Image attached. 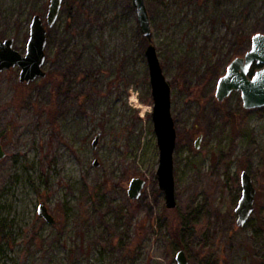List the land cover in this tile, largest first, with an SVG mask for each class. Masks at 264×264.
<instances>
[{
    "label": "rangeland",
    "instance_id": "rangeland-1",
    "mask_svg": "<svg viewBox=\"0 0 264 264\" xmlns=\"http://www.w3.org/2000/svg\"><path fill=\"white\" fill-rule=\"evenodd\" d=\"M144 2L148 37L132 0H63L52 27L49 0H0V39L20 53L34 15L47 31L45 78L0 72V264H176L180 249L188 264H264V107L215 98L264 34V0ZM149 44L171 87L174 209L157 180ZM243 171L256 194L238 227ZM134 178L145 186L131 200Z\"/></svg>",
    "mask_w": 264,
    "mask_h": 264
},
{
    "label": "water",
    "instance_id": "water-1",
    "mask_svg": "<svg viewBox=\"0 0 264 264\" xmlns=\"http://www.w3.org/2000/svg\"><path fill=\"white\" fill-rule=\"evenodd\" d=\"M63 0H49L46 13V24L52 27L57 21ZM137 21L143 36L151 33L150 22L144 0H132ZM46 28L39 15L32 17L29 37L24 54L14 48V39H0V72L15 67L20 69L19 83H31L39 78H45L43 70L45 63ZM145 55L149 68V80L153 100L152 122L159 149V165L157 169L158 186L164 193L165 206L168 209L176 207L173 180L172 154L175 147L176 131L171 113V87L163 75L162 68L153 45H147ZM254 65H261L251 73ZM239 92L242 107L246 110L264 107V34L255 33L251 37V45L243 56L233 58L217 81L215 98L222 102L231 93ZM99 135L92 143L93 149L98 144ZM200 138L195 141L198 148ZM6 157V152L0 139V160ZM98 165L97 162L94 163ZM241 197L235 208L236 225L244 226L254 210L256 190L250 175L243 171L240 176ZM145 186V181L134 178L129 182L127 195L131 200L138 199ZM37 213L48 223L55 224V219L48 212L44 203L37 208ZM176 264H188L182 249L175 255Z\"/></svg>",
    "mask_w": 264,
    "mask_h": 264
},
{
    "label": "trees",
    "instance_id": "trees-1",
    "mask_svg": "<svg viewBox=\"0 0 264 264\" xmlns=\"http://www.w3.org/2000/svg\"><path fill=\"white\" fill-rule=\"evenodd\" d=\"M260 67H261V65H254L253 68H252V72H253L255 69L260 68Z\"/></svg>",
    "mask_w": 264,
    "mask_h": 264
},
{
    "label": "bare ground",
    "instance_id": "bare-ground-1",
    "mask_svg": "<svg viewBox=\"0 0 264 264\" xmlns=\"http://www.w3.org/2000/svg\"><path fill=\"white\" fill-rule=\"evenodd\" d=\"M201 176H202V177L204 176V172H201Z\"/></svg>",
    "mask_w": 264,
    "mask_h": 264
},
{
    "label": "flooded vegetation",
    "instance_id": "flooded-vegetation-1",
    "mask_svg": "<svg viewBox=\"0 0 264 264\" xmlns=\"http://www.w3.org/2000/svg\"><path fill=\"white\" fill-rule=\"evenodd\" d=\"M30 28V27H29ZM46 33H47V31H46ZM6 39V38H5ZM1 144H2V141H1ZM3 146V145H2ZM38 208V207H37ZM47 208V207H46ZM49 212V211H48Z\"/></svg>",
    "mask_w": 264,
    "mask_h": 264
}]
</instances>
